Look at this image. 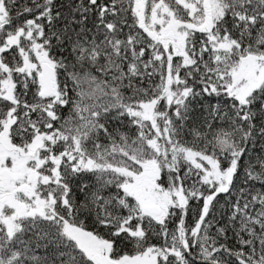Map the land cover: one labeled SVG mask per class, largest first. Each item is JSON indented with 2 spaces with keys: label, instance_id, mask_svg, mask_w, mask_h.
<instances>
[{
  "label": "snow or ice",
  "instance_id": "snow-or-ice-1",
  "mask_svg": "<svg viewBox=\"0 0 264 264\" xmlns=\"http://www.w3.org/2000/svg\"><path fill=\"white\" fill-rule=\"evenodd\" d=\"M0 264H264V0H0Z\"/></svg>",
  "mask_w": 264,
  "mask_h": 264
},
{
  "label": "trees",
  "instance_id": "trees-1",
  "mask_svg": "<svg viewBox=\"0 0 264 264\" xmlns=\"http://www.w3.org/2000/svg\"><path fill=\"white\" fill-rule=\"evenodd\" d=\"M188 139L190 140L191 137H189ZM225 201H226V197H225L224 195H221V196L219 197V202L217 203V205H216V210H215L216 213H217L216 218H217L218 220L220 219V216L223 215V214H225L226 211H227L226 206L223 207V208L221 207V205H224V204H225ZM194 207H195V205H194ZM188 223H189V224H192V223H193V217H192V214H191V213L189 214V217H188ZM229 235H231V234H229ZM154 242H156V241H154ZM229 243H230V245H231V244H234V241L229 240Z\"/></svg>",
  "mask_w": 264,
  "mask_h": 264
}]
</instances>
